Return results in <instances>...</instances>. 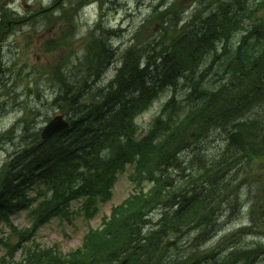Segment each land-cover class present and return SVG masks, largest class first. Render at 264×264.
I'll list each match as a JSON object with an SVG mask.
<instances>
[{
	"label": "trees",
	"instance_id": "obj_1",
	"mask_svg": "<svg viewBox=\"0 0 264 264\" xmlns=\"http://www.w3.org/2000/svg\"><path fill=\"white\" fill-rule=\"evenodd\" d=\"M237 1L208 0V4L218 6L200 15L201 22L206 23L210 15H222L228 6L237 8ZM172 10H177L176 4L158 15ZM236 10L222 19L214 33L188 31V43L179 37L166 43L164 36L161 45L148 43L126 50L115 78L100 87L96 82L100 83L98 78L112 60L92 35L81 70L67 67V81L57 88L55 104L68 117L70 127L47 141H35L32 134H26L22 148L16 149L0 170V222L6 212L28 209L34 200L39 205L32 216L40 222L53 217L71 221V204L79 200L78 214L92 218L99 205L111 199L118 173L129 166L133 167L131 180L140 191L104 220V228L92 230L77 254L59 261L60 253L35 245L25 252L26 264H121L122 259H131V264H182L165 255L164 240L186 230L220 226L218 218H213L220 193L244 179L246 168L264 155V108L255 107L264 100L259 96L264 92V62L256 50L245 53V47L229 58L219 55L223 27H236L241 21L245 29V19L236 18ZM258 25L250 27L247 35L254 29L251 39L262 42L257 34L262 36L264 19ZM211 34L213 39L201 43ZM210 46L215 57L207 67L204 61ZM218 65L226 66L225 77L214 74ZM220 76L223 78L218 79ZM182 88L187 89L185 96H181ZM164 92L170 96L160 115L139 138L136 118ZM215 119L228 121L223 130L211 131L215 142H222L219 154L209 153L204 141ZM143 183L152 184L148 192L140 186ZM252 183L251 187L257 188L253 205L247 209L250 230L264 231V184ZM38 189L39 196L31 197L30 192ZM155 210L161 211V217L150 226L149 214ZM15 233L24 242L33 237ZM1 244L13 255L3 238ZM257 248L238 251L245 255L231 253L217 259V255H206L203 261L257 264L260 256L255 255L261 251ZM80 255L83 258L78 262Z\"/></svg>",
	"mask_w": 264,
	"mask_h": 264
},
{
	"label": "rangeland",
	"instance_id": "obj_2",
	"mask_svg": "<svg viewBox=\"0 0 264 264\" xmlns=\"http://www.w3.org/2000/svg\"><path fill=\"white\" fill-rule=\"evenodd\" d=\"M165 1L0 0V25L4 24L3 33L0 36V69L2 70L0 75V167L4 165L10 151L19 146L20 143L17 144V142L25 133L31 130L32 134H38L41 139V132L50 120L63 114L55 105L52 95L56 93L58 85L67 81V67L72 71L81 70V62L87 56L86 47L92 43L94 39L92 35L98 27L107 25L116 31L111 42L121 51L132 46H144L151 41L157 46L163 44L164 36H167L166 43H171L173 35L175 38L182 35L181 33L177 35L174 29L179 16L186 18L189 13L202 7L200 3L195 6L194 0H179V11L172 10L164 15L153 12L155 4H162ZM240 3H243L245 8L241 7ZM236 6L235 17L248 20L252 27L259 26V22L264 19V0H238ZM48 7H57L60 12H63L62 16L58 18L50 13L48 16L34 17L42 11V8ZM211 10L212 7L208 12ZM27 16H31L28 21ZM213 24L221 26L216 17ZM241 26L240 21L236 27L234 25L223 27V40H218L221 48L219 55L229 58L231 55L238 54L240 47H245V53L256 50L257 56L264 62V30L262 36L257 34L259 41L260 39L263 41L255 42L250 40L251 36L245 38L243 33L245 29ZM247 39H249L248 42ZM227 44L229 48L225 53ZM211 46L204 61L207 67L211 65L215 57V50L211 49ZM120 66L121 61H115L110 68H107L99 85L111 82ZM225 67L216 66L214 74L224 76ZM222 78L220 76L218 79ZM213 81L215 82V79ZM182 89L181 96H185L187 89ZM169 96V92L163 94L148 111L136 118L139 138L147 132L149 123L160 114L159 111ZM255 107L264 108V100ZM30 110H33V113L27 114ZM24 118L26 122H23ZM28 123L30 129L28 128L25 132ZM215 143L219 145L220 139ZM187 154L185 157H188ZM132 171L133 168L128 167L124 174L119 175L112 201L105 205L100 204L99 212L93 219L87 220L86 215L84 217L78 214V206L80 208L81 205L79 202L82 200L73 202L70 212L78 214V217H75L72 223L58 218L51 219L50 223L38 228L35 239L31 237L20 244L23 245L22 249L30 250L36 245L35 243L44 248H52L58 244V248H52V250L55 254L61 252L58 255L59 261L69 258V255H73L71 253L77 254L79 252L77 249L82 245L88 231L91 228L100 227L105 217L111 216L135 191V185L130 180ZM243 178L233 182L215 203V206L219 204V207L213 218H218L217 222L220 226L215 229L206 227L204 230L190 232L186 230L170 235L163 243L165 255H168V258H173L182 264H205L203 257L206 255H217L216 259L231 253L245 255V252L238 251L259 247L257 249L261 251L255 255V257L260 256L257 264H264V254H261L264 253V236H259L264 231H251L247 214L248 207L253 205L257 188L251 187L254 184L252 182L264 184V155L246 168ZM150 186V184L145 185L146 188ZM39 193L40 190H36L35 198L39 196ZM31 197L34 195L31 194ZM234 199L241 203V209L228 213L225 208ZM224 202L226 203L223 206ZM150 215L153 220L151 222L157 223L161 211H154ZM13 216H15V224H13L17 228H30L27 212ZM1 228L5 230L2 234L8 236V244L18 246L19 238L13 234V231L5 223ZM167 241H177L178 245L167 247ZM4 254V251H0V259L5 257ZM14 255L13 262L20 263L23 250L17 251ZM196 255L200 257L196 258ZM82 258L80 255L77 261H81ZM123 260L127 261L126 264L132 262L131 259H122L120 262Z\"/></svg>",
	"mask_w": 264,
	"mask_h": 264
},
{
	"label": "bare ground",
	"instance_id": "obj_3",
	"mask_svg": "<svg viewBox=\"0 0 264 264\" xmlns=\"http://www.w3.org/2000/svg\"><path fill=\"white\" fill-rule=\"evenodd\" d=\"M107 4H109V3H107ZM240 6L245 8V5L243 3H240ZM234 7L228 6L225 9L224 13L222 15H220V16L219 15H217V16L210 15L209 19L206 21V23H204V22L202 23L201 22L200 14H199L198 10L192 11L191 13H189L188 16H186V18H183L181 16L178 19L177 23L175 24V28L174 29H175V32L177 33V35L179 33H181L182 35H178V36H176V38L179 37L183 41V43H185V42L188 43L186 41V40H188L187 38L190 37V34H187L188 31L190 33L198 34V35H206L207 31L211 32V33H214V30H216V27H217V26H215L213 24L214 18L215 17L217 18L218 23L220 25V22L222 21V19H224V17H226L228 15H231L232 11L233 10L235 11L237 9L236 7L235 8ZM170 33L173 35L172 31H170ZM253 33H254V29L251 32L252 35L250 34L251 37L253 36ZM95 35L98 38V40H97L98 43L100 45H103L104 49H106V51H108L110 53L112 61H123V58L126 55V50L121 51V49L119 47L117 48L114 44H112V45L109 44L112 41V39H113V37L115 35L113 30H112V28L108 27L107 25L105 27H102V26L98 27L96 29V31H95ZM213 38H214V34H211V35H209L208 38H205L204 40L201 39V43H204L207 40H210V39H213ZM247 38H248V35H247ZM173 39H175L174 35H173ZM248 41H249V39H247V42ZM149 44H151L154 47V42L153 41L149 42ZM244 44H245V41H244ZM117 56L119 57L118 59H117ZM104 72L98 78V80H100V81L102 80V76H104ZM228 76H230V73H229ZM210 79L213 81V79H215V78H210ZM92 81H97V80H92ZM92 81H90V83H89L90 89H92ZM183 84H185V83H183ZM96 86L100 87L101 85H99V83L96 82ZM185 87H187V86L185 85ZM258 92H260V91H258ZM259 96H264V92H261V95H259ZM247 114H251V113L248 112ZM227 123H228V121H226L225 119H220L218 121L215 119V122L212 124V126L207 129V132L205 133V140L204 141L208 145L207 150L209 151V153L215 152V153L219 154V153L222 152V147L215 143V139H214L215 135L212 134L211 131H213V130H215V131L223 130L226 127ZM210 143H212V144H210ZM196 145L199 146L200 144L197 143ZM225 193L226 192L224 191L223 193H220V194L223 195ZM225 203L226 202L223 203V206H224ZM239 208L241 209V203L238 200H236V201L231 200V202L226 206L225 209L229 213V212L237 210V209L240 211Z\"/></svg>",
	"mask_w": 264,
	"mask_h": 264
},
{
	"label": "water",
	"instance_id": "obj_4",
	"mask_svg": "<svg viewBox=\"0 0 264 264\" xmlns=\"http://www.w3.org/2000/svg\"><path fill=\"white\" fill-rule=\"evenodd\" d=\"M68 127V123L63 120L62 117H58L53 120L49 126L45 129V135L51 136L61 130H64Z\"/></svg>",
	"mask_w": 264,
	"mask_h": 264
}]
</instances>
